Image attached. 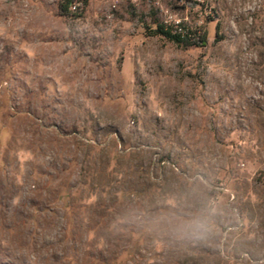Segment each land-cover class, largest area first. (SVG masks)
<instances>
[{
	"label": "rangeland",
	"instance_id": "obj_1",
	"mask_svg": "<svg viewBox=\"0 0 264 264\" xmlns=\"http://www.w3.org/2000/svg\"><path fill=\"white\" fill-rule=\"evenodd\" d=\"M58 3L0 0V264H264V0Z\"/></svg>",
	"mask_w": 264,
	"mask_h": 264
},
{
	"label": "clouds",
	"instance_id": "obj_2",
	"mask_svg": "<svg viewBox=\"0 0 264 264\" xmlns=\"http://www.w3.org/2000/svg\"><path fill=\"white\" fill-rule=\"evenodd\" d=\"M218 214V205L208 202L189 219L176 224L174 230L183 238L194 241H208L215 235V217Z\"/></svg>",
	"mask_w": 264,
	"mask_h": 264
},
{
	"label": "trees",
	"instance_id": "obj_3",
	"mask_svg": "<svg viewBox=\"0 0 264 264\" xmlns=\"http://www.w3.org/2000/svg\"><path fill=\"white\" fill-rule=\"evenodd\" d=\"M80 1L84 3V0H59L58 3L59 14L64 17L72 16L71 10L73 11L77 10L78 7L75 6V4ZM153 34L162 36L168 41H171L185 48L192 46L204 47L207 40V36L205 32L188 31V32L180 33L177 31H172L171 28H168L163 24H156ZM210 196L214 197L215 194L210 193Z\"/></svg>",
	"mask_w": 264,
	"mask_h": 264
},
{
	"label": "built area",
	"instance_id": "obj_4",
	"mask_svg": "<svg viewBox=\"0 0 264 264\" xmlns=\"http://www.w3.org/2000/svg\"><path fill=\"white\" fill-rule=\"evenodd\" d=\"M178 32L182 33L181 28H179V31Z\"/></svg>",
	"mask_w": 264,
	"mask_h": 264
}]
</instances>
